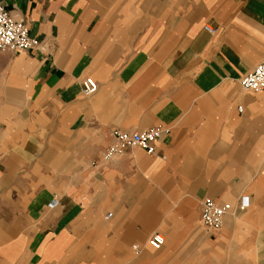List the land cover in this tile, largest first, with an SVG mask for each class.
Returning a JSON list of instances; mask_svg holds the SVG:
<instances>
[{
	"label": "crops",
	"instance_id": "0c3cea01",
	"mask_svg": "<svg viewBox=\"0 0 264 264\" xmlns=\"http://www.w3.org/2000/svg\"><path fill=\"white\" fill-rule=\"evenodd\" d=\"M1 1L40 45L0 51V264H264V0ZM204 198L236 207L219 230Z\"/></svg>",
	"mask_w": 264,
	"mask_h": 264
},
{
	"label": "built area",
	"instance_id": "2783aa9c",
	"mask_svg": "<svg viewBox=\"0 0 264 264\" xmlns=\"http://www.w3.org/2000/svg\"><path fill=\"white\" fill-rule=\"evenodd\" d=\"M210 33L216 29L211 25H205ZM40 45L37 37L33 36L25 22L16 18L0 0V51L24 52L36 49ZM240 85L248 91H264V59L253 70L240 78ZM98 84L93 77H86L82 82V90L85 95L93 94ZM241 110V107H240ZM162 130L158 127H151L144 130L126 131L121 129L113 130V141L102 152L100 160L112 162L123 155L128 149L139 146L148 153L156 152V143L160 138ZM249 204V196L242 195L238 201L239 208H245ZM60 200L53 196L47 203L50 210L57 208ZM201 220L208 230H219L227 215L236 212V207L230 202H219L212 198H204L200 202ZM165 243V236L156 231L151 234L148 244L154 249H160ZM133 248L137 251L140 247L136 244Z\"/></svg>",
	"mask_w": 264,
	"mask_h": 264
}]
</instances>
